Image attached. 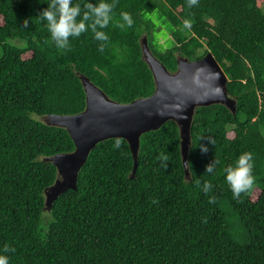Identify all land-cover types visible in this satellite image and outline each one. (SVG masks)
Returning <instances> with one entry per match:
<instances>
[{
    "label": "trees",
    "instance_id": "obj_1",
    "mask_svg": "<svg viewBox=\"0 0 264 264\" xmlns=\"http://www.w3.org/2000/svg\"><path fill=\"white\" fill-rule=\"evenodd\" d=\"M86 2L99 0H73ZM115 5L112 22L98 29L110 38L101 52L91 28L70 38L71 50L58 49L38 18L47 0H0V255L9 264H264V0H198L191 8L187 0ZM121 12L131 14V28L116 27ZM164 26L173 42L167 48L157 38ZM144 35L171 72L178 55L194 60L212 52L229 79L236 113L223 104L197 108L190 178L179 127L169 120L141 136L135 178L127 140L107 139L90 153L77 189L46 210L45 190L58 171L45 159L71 152L75 144L67 129L41 117L86 108L78 74L120 103L150 96L155 80L143 58ZM248 151L255 184L237 201L225 169ZM162 153L169 157L167 169L157 159ZM215 159V172L205 174ZM205 181L212 185L207 194ZM255 189L260 194L254 199ZM213 195L216 203L210 204ZM5 245L15 252L4 253Z\"/></svg>",
    "mask_w": 264,
    "mask_h": 264
},
{
    "label": "water",
    "instance_id": "obj_2",
    "mask_svg": "<svg viewBox=\"0 0 264 264\" xmlns=\"http://www.w3.org/2000/svg\"><path fill=\"white\" fill-rule=\"evenodd\" d=\"M143 58L153 73L155 91L148 97L130 103L111 99L99 86L83 74H78L85 93L86 108L76 114H50L44 121L67 129L75 149L47 157L58 171L56 181L45 190V209L51 210L58 197L68 189H77L78 177L92 150L102 141L124 138L134 158L131 178L139 165L141 136L158 130L169 120L179 127L182 161L187 178L192 145V124L197 108L223 104L234 114L237 101L229 93V79L213 55L191 60L177 56V70L171 72L152 52L147 35L141 38Z\"/></svg>",
    "mask_w": 264,
    "mask_h": 264
},
{
    "label": "clouds",
    "instance_id": "obj_3",
    "mask_svg": "<svg viewBox=\"0 0 264 264\" xmlns=\"http://www.w3.org/2000/svg\"><path fill=\"white\" fill-rule=\"evenodd\" d=\"M48 7L43 9L38 18L41 21H46V26L51 34V40L55 43L58 49L71 50L70 38L80 37L83 33L91 28L94 33V38L100 42L98 50L103 52L108 46L110 40L109 36L101 30L107 28L110 22L113 20V9L115 8V0L112 4L105 2V0H99L97 4L86 2L83 5L73 4V0H47ZM198 5V0H187V6L189 8ZM120 16L123 22L117 21L116 27L124 30L131 28L134 24L132 16L128 12H121ZM79 18V19H78ZM90 22V23H89ZM29 26V20L23 21V28L27 29ZM185 28H190V21L185 19L183 21ZM208 144L215 145V140L211 137L207 139ZM121 140L117 139L115 147H121ZM201 151L206 153L208 151V145H200ZM160 161V166L167 169L169 157L162 153L157 157ZM218 161L215 159L211 163L205 166V174H213L216 170ZM185 167L192 168L191 162H187ZM253 154L251 151L242 153L235 166H229L225 169L226 181L230 186L233 193V199L240 201V197L243 193L250 191L255 184V177L253 175ZM194 183L199 187L201 181L195 179ZM212 189V185L208 182H203L202 190L204 193H209ZM158 201H153L157 203ZM210 204L216 203V197L213 195L208 201ZM206 222V220H205ZM4 253L15 252V248L5 245L3 248ZM0 264H9V258L7 255H0Z\"/></svg>",
    "mask_w": 264,
    "mask_h": 264
},
{
    "label": "rangeland",
    "instance_id": "obj_4",
    "mask_svg": "<svg viewBox=\"0 0 264 264\" xmlns=\"http://www.w3.org/2000/svg\"><path fill=\"white\" fill-rule=\"evenodd\" d=\"M163 28L165 30L162 29V31L159 32L157 38H158L161 46L163 48H167V47L172 46L173 42H172V37L169 34V31L167 32V27L164 26ZM11 42L14 43V44H17V45H22L23 44L20 40H12ZM41 119L44 120L45 117H41ZM259 194H260L259 189H255L254 192H253V198L254 199L257 198Z\"/></svg>",
    "mask_w": 264,
    "mask_h": 264
}]
</instances>
